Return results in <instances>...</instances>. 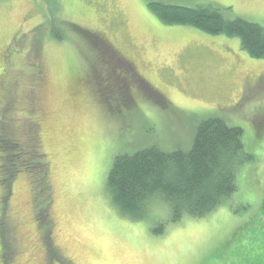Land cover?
Returning <instances> with one entry per match:
<instances>
[{"label":"rangeland","instance_id":"obj_1","mask_svg":"<svg viewBox=\"0 0 264 264\" xmlns=\"http://www.w3.org/2000/svg\"><path fill=\"white\" fill-rule=\"evenodd\" d=\"M152 1L212 5L228 21L243 18L264 27V0H0V54L8 57L5 71L0 64V97L5 99L0 110L10 102L9 124L0 118V132H5L0 145L8 147L0 155L22 158L21 139L31 126L20 114L29 109L23 89L32 79L30 71L27 79L9 73V67L24 64L30 46L17 35L35 27L43 34L46 74L40 84V143L29 148L42 152L49 166L50 197L36 191L37 169L23 166L11 174L0 158V220L16 226L14 248L21 251L12 264H48L39 231L47 226L35 219V196L50 212L55 244L73 264H264V57H251L238 36L165 24L150 9ZM70 23L108 36L116 47L107 51L115 59L103 64L109 73L124 62L116 56L121 51L166 100L142 85L130 86L131 100L118 81L111 92L107 84L95 83L72 96L68 73L96 62L82 58L90 51ZM65 32L66 39L58 40ZM12 39L19 45L4 52ZM118 96L124 102L116 108ZM211 117L241 127L246 151L254 155L238 169V188L229 203L204 217L186 215L171 222L165 202L151 205L143 217L111 202L106 181L117 155L151 146L189 151L198 125ZM6 190L10 196L2 210ZM0 264H8L7 259L0 257Z\"/></svg>","mask_w":264,"mask_h":264},{"label":"trees","instance_id":"obj_2","mask_svg":"<svg viewBox=\"0 0 264 264\" xmlns=\"http://www.w3.org/2000/svg\"><path fill=\"white\" fill-rule=\"evenodd\" d=\"M149 7L167 25H188L208 34L238 36L242 48L251 57H264V27L258 23L243 18L228 21L221 10L212 5L187 7L152 1ZM42 11L44 12V9ZM76 26L78 25L73 24V28L71 25L69 28L75 30ZM80 35L85 37L84 34ZM66 37L65 32L58 34L57 39L63 41ZM110 50L108 47L107 51ZM116 56L120 58L117 54ZM71 72L74 70L69 73ZM98 80L102 81L96 77L91 81L95 84ZM94 84L89 83V86L93 87ZM82 94L84 91L80 95ZM118 98L116 108L124 102L119 96ZM3 100L5 101L0 97V102ZM9 106L10 102L0 110V118L4 123L6 121L7 125L10 122L6 114ZM1 119L0 128L3 129ZM28 130L24 137L25 146L22 145L26 148L23 153L21 152L22 158L10 159L4 154L0 155L1 162L11 170V174L23 166L31 171L37 169L39 181L33 183L36 185L37 193L45 191L44 195L47 197V190L50 187L47 176L49 166L43 162L42 152L36 153L33 146L29 148L30 145L37 144L38 139L33 127H28ZM2 133L5 132L1 131L0 135ZM12 139L21 142L18 136H13ZM3 145H0V152L8 148ZM253 160L254 155L246 151L243 129L228 124L224 119L211 117L198 125L189 151H164L157 146H151L132 154L117 155L107 177L106 192L120 211L138 217H143L151 205L154 207L162 202L171 209V222H177L186 215L204 217L231 201L238 188L236 178L238 169L245 162ZM3 196L7 201L10 190H6ZM37 197H34L37 218L40 224L48 226L46 208L39 206ZM47 201L49 204L51 199ZM6 206L7 203L2 210Z\"/></svg>","mask_w":264,"mask_h":264},{"label":"flooded vegetation","instance_id":"obj_3","mask_svg":"<svg viewBox=\"0 0 264 264\" xmlns=\"http://www.w3.org/2000/svg\"><path fill=\"white\" fill-rule=\"evenodd\" d=\"M71 27L73 28V23H70ZM82 26H76L75 32H77V35L84 34V38L81 39V41L84 42L86 45V49L90 51L88 54L84 55L83 52V59L85 60H95L96 63L90 64L86 62L85 68H81L79 66H75L73 68L74 72L69 73L68 75V81H69V89L70 94L74 97L80 95L82 91L85 90L87 86L90 84H94V81H91L96 78L102 79V81L98 80L97 83L107 84V89H109V92L113 91L112 86L116 85V81L119 83H122L123 86H125V90L127 91V96L130 97L131 100H133L134 91H131L130 86L132 87H139V85L146 86L150 90V93L153 95H156L159 97L160 100L164 101L166 98L160 93V91L156 90L155 87H153V84L150 83L137 69L136 63L130 59L129 57L125 56L121 51L117 54L121 60V63L114 65V75L108 72L111 68H106L103 66V64L110 63V61L114 60L115 58H111L109 54H107V48L112 46L113 49L116 51V47L114 45H111V40L108 38L107 35H104L103 32L100 31H94L92 29H89L87 27ZM47 29H45L46 31ZM36 27L33 28L29 32H22L23 34L21 36L17 35V38L19 40H28L29 41V48L28 52L25 51V54L22 56V60L24 64L18 63L16 68H13L14 72L11 67H9V73L14 75V77L18 76H27L25 72L27 69L30 71V74L32 76V79L26 78L28 83L24 87L26 89H23L24 95H26V99H28L27 104L29 105V109H23L20 114L21 116L27 117L29 119V124L32 122L30 127H33L37 133V139L38 143L40 142V130L42 128L41 126V116H40V105L42 104L41 98H40V84H45L46 81V74H45V68L44 63L42 59V49H43V34H37L35 33ZM91 32L92 35L88 37L86 33ZM30 34V35H29ZM26 35V36H24ZM24 36V37H22ZM96 38V40H92L93 38ZM15 38V37H14ZM80 38L82 36L80 35ZM19 40L12 39L8 45L4 47V52L8 49V47L18 46ZM101 43L103 46H100ZM111 48V47H110ZM94 50V52L92 51ZM119 50V49H118ZM11 54V53H10ZM11 61V60H10ZM8 62L7 55H4L3 52L0 54V64H1V70L5 71L6 64ZM124 63V66H123ZM36 66H38V70L36 69ZM82 70V73H81ZM92 70V71H91ZM21 71V72H20ZM2 75V72L1 74ZM94 76V77H93ZM115 76V77H113ZM2 77H0V84H2ZM6 81V80H3ZM17 81V80H16ZM88 81V82H87ZM115 87V86H113ZM157 88V87H156ZM11 97V96H10ZM32 116V117H31ZM40 116V117H39ZM21 140H25L22 138ZM26 142V141H25ZM47 197H50V194L47 192ZM50 199V198H49ZM5 200V199H4ZM7 201L5 200V204ZM5 208V207H4ZM34 209L36 210V206L34 205ZM3 215L6 217V212H3ZM35 219L37 218L36 212L34 213ZM49 216V217H48ZM2 217V212H1ZM46 219L48 226L46 228L38 227V223H36L37 227L40 231V238L41 242L43 244V247L46 249V257L48 260V264H53L54 261L60 260L63 264H73L70 260V258L61 252V246L58 244L56 245L54 242V238L52 236L53 234V221L52 217H50V212L46 209ZM16 226L12 222H8L7 220L3 219L0 220V257L6 258L8 261V264H12L14 262V257L17 254H21V251L19 249L15 250L14 243L16 242ZM13 235L12 236V233ZM2 235H5V238L3 240ZM19 251V253H18Z\"/></svg>","mask_w":264,"mask_h":264}]
</instances>
